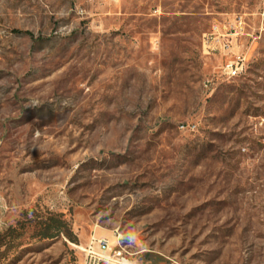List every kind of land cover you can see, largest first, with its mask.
Returning <instances> with one entry per match:
<instances>
[{"label":"rangeland","instance_id":"374dc122","mask_svg":"<svg viewBox=\"0 0 264 264\" xmlns=\"http://www.w3.org/2000/svg\"><path fill=\"white\" fill-rule=\"evenodd\" d=\"M240 17L229 80L202 37ZM92 235L264 264V0H0V264H88Z\"/></svg>","mask_w":264,"mask_h":264},{"label":"built area","instance_id":"2783aa9c","mask_svg":"<svg viewBox=\"0 0 264 264\" xmlns=\"http://www.w3.org/2000/svg\"><path fill=\"white\" fill-rule=\"evenodd\" d=\"M245 21L242 17L235 18L232 21H217L212 25L209 31L203 33L202 51L205 55L229 57L226 63H222L219 67L221 76L227 79H234L244 75V69L248 68V60L244 52L235 51V46L241 35L244 34ZM97 244L99 251L93 249V245ZM91 260L88 264H122L120 257L121 251H114L110 243L105 238H99L92 235L91 242L84 249Z\"/></svg>","mask_w":264,"mask_h":264},{"label":"bare ground","instance_id":"6f19581e","mask_svg":"<svg viewBox=\"0 0 264 264\" xmlns=\"http://www.w3.org/2000/svg\"><path fill=\"white\" fill-rule=\"evenodd\" d=\"M246 71H247V68H246V69H244V74L246 73Z\"/></svg>","mask_w":264,"mask_h":264}]
</instances>
